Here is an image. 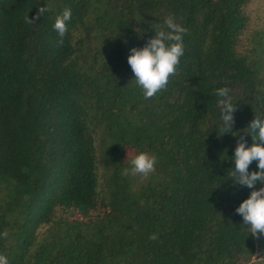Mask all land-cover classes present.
<instances>
[{"label": "trees", "instance_id": "1", "mask_svg": "<svg viewBox=\"0 0 264 264\" xmlns=\"http://www.w3.org/2000/svg\"><path fill=\"white\" fill-rule=\"evenodd\" d=\"M65 7L72 17L58 43L52 25ZM259 8L0 0V254L9 264L252 262L256 238L234 211L249 189L230 184L231 161L220 156L250 143L244 129L264 116ZM169 15L187 29L184 55L146 99L126 56ZM220 86L232 92L235 135L214 126ZM141 151L157 156L154 171L123 175Z\"/></svg>", "mask_w": 264, "mask_h": 264}, {"label": "clouds", "instance_id": "2", "mask_svg": "<svg viewBox=\"0 0 264 264\" xmlns=\"http://www.w3.org/2000/svg\"><path fill=\"white\" fill-rule=\"evenodd\" d=\"M47 11L43 5L38 8V15L43 16ZM71 17L72 9L69 7H65L56 15L52 27L59 38L58 43H63L68 31L67 22ZM163 25L154 30V35L142 46L131 47L126 56L133 74L131 79L146 99L155 96L167 86L169 78L176 73L185 51L184 35L187 29L171 15L165 17ZM213 95L216 98L215 105L219 117L218 122L214 124L217 135L225 133L235 135L232 128L234 100L231 89L228 86H220L214 89ZM244 131L251 142L239 140L232 155L229 157L223 153L220 159L231 161L225 175L230 179V184L249 189L248 195L239 202L234 211L241 217L248 233L258 236L264 235V116L254 115ZM156 162L155 154L138 152L130 159L129 166L123 169L122 174L147 176L154 171ZM253 163L255 170L250 168ZM0 264H9V258L0 254Z\"/></svg>", "mask_w": 264, "mask_h": 264}, {"label": "rangeland", "instance_id": "3", "mask_svg": "<svg viewBox=\"0 0 264 264\" xmlns=\"http://www.w3.org/2000/svg\"><path fill=\"white\" fill-rule=\"evenodd\" d=\"M261 9L259 8V12L264 8V0H260ZM254 9L256 8V5H253ZM262 18H264V11L260 12ZM256 238V253L252 259V262L250 264H264V235H258L255 236Z\"/></svg>", "mask_w": 264, "mask_h": 264}]
</instances>
